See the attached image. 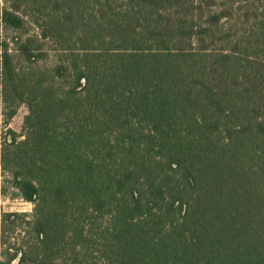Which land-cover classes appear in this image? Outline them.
Returning a JSON list of instances; mask_svg holds the SVG:
<instances>
[{
    "label": "trees",
    "instance_id": "1",
    "mask_svg": "<svg viewBox=\"0 0 264 264\" xmlns=\"http://www.w3.org/2000/svg\"><path fill=\"white\" fill-rule=\"evenodd\" d=\"M9 2L0 157L35 208L0 264H264V0Z\"/></svg>",
    "mask_w": 264,
    "mask_h": 264
},
{
    "label": "rangeland",
    "instance_id": "2",
    "mask_svg": "<svg viewBox=\"0 0 264 264\" xmlns=\"http://www.w3.org/2000/svg\"><path fill=\"white\" fill-rule=\"evenodd\" d=\"M40 0H29L28 3L22 7V12H27L30 20L37 21L39 15ZM10 4L9 0H0V38H7L9 41L13 37L12 32H8L4 29V25L1 21L2 9ZM30 35L33 36L37 33H41L37 27L31 26ZM44 44V49L47 52L48 57L39 61L40 66H52L55 63V52L52 48L56 47L50 44L48 41L43 42L39 39V45ZM12 52L17 55L16 46L13 45ZM17 57V56H16ZM13 112V113H12ZM29 110L25 104H15L14 102L6 103L2 94V79L0 77V151L5 145L7 140H10L13 135H10L9 131H13L18 140H23L24 137V122L28 115ZM35 204L24 200L19 190L14 186L13 181V167L4 165L0 157V260L10 259L11 253H13L12 244L23 241L25 233L20 227H24L25 223L19 217H10L9 221L5 220L8 214H19L26 220H31L34 213ZM15 221V223H13ZM15 224V231L12 230V225ZM20 226V227H19ZM18 242V243H17ZM11 252V253H10Z\"/></svg>",
    "mask_w": 264,
    "mask_h": 264
}]
</instances>
